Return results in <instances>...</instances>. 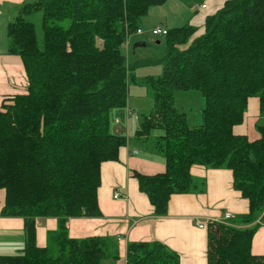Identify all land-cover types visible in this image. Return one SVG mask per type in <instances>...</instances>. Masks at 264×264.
<instances>
[{
    "label": "trees",
    "instance_id": "obj_1",
    "mask_svg": "<svg viewBox=\"0 0 264 264\" xmlns=\"http://www.w3.org/2000/svg\"><path fill=\"white\" fill-rule=\"evenodd\" d=\"M167 0H36L19 7L7 26L9 53L18 56L26 92L0 108V214L24 220L25 246L0 264H101L118 260L110 238L70 239L69 218H98L101 166L118 161L126 138L110 130L112 111L127 106L135 82L123 53L150 8ZM41 14L42 41L25 18ZM162 74L147 77L153 108L135 140L147 141L165 161L161 174H135L139 191L164 216L173 195L198 193L199 167L226 169L247 212L206 227V264H264L251 253L264 222V0H225L200 28L167 31ZM203 100L200 122L180 111L177 93ZM251 98L260 102L259 139L235 134ZM161 132L154 138L153 133ZM55 218L44 247L35 220ZM235 225L245 226L239 229ZM126 264H178L159 242L131 243Z\"/></svg>",
    "mask_w": 264,
    "mask_h": 264
},
{
    "label": "crops",
    "instance_id": "obj_2",
    "mask_svg": "<svg viewBox=\"0 0 264 264\" xmlns=\"http://www.w3.org/2000/svg\"><path fill=\"white\" fill-rule=\"evenodd\" d=\"M35 1L0 0V108L11 104L15 96L26 92L27 78L22 62L18 56L9 53L7 26L16 17L19 7ZM170 1L150 8L151 18L158 22L153 24L152 29L168 31L186 25L200 28L205 18L214 14L225 0H190L185 5L175 1L176 6L169 13L167 5ZM203 5L205 8H202ZM181 11L186 13L185 20L180 18ZM127 107L114 112L115 125L110 124L111 132L123 136L126 132L128 137H125L126 147L120 152L118 161H107L101 166V184L97 192L101 215L98 218H69L66 224L68 237L75 240L110 238L118 247V259L125 264L129 244L153 241L163 244L168 251L176 254L178 264H206L207 232L206 229H198L195 220L224 223L225 213H231L235 219L247 212V201L234 190L229 170L199 167L192 174L203 184L202 190L198 193L173 195L167 214L154 215L149 200L139 191L134 175L161 174L165 169V161L160 153L148 145L151 139L136 141L131 137L128 127L124 129L121 126L119 120L122 114L127 116V121L137 116ZM260 114L259 99L251 98L245 122L234 128L235 134L246 135L250 142L258 140L260 136L256 125ZM160 134L152 135L156 138ZM3 205L4 193L0 191V212ZM56 228L55 218H37L36 245L46 246L48 234ZM24 246V220L0 214V256L18 255ZM251 253L264 256V224L253 237ZM116 261H104L107 263L101 264H115Z\"/></svg>",
    "mask_w": 264,
    "mask_h": 264
},
{
    "label": "rangeland",
    "instance_id": "obj_3",
    "mask_svg": "<svg viewBox=\"0 0 264 264\" xmlns=\"http://www.w3.org/2000/svg\"><path fill=\"white\" fill-rule=\"evenodd\" d=\"M175 1H181V3H183L184 5L190 2V0H171L167 5V11L169 13L176 6ZM151 12L148 13V16L144 17L139 24V29L142 31V34L136 33L132 36H128L123 47V53L127 59V65L129 68L133 69L132 76L135 79V82H130L128 86L127 110L132 109L133 113H135L137 116H132L127 121V116L125 114H122V117L119 121L124 129L125 127H128L131 137L133 138L135 137L137 128H139V121L142 122L143 117L148 115L153 108L151 93L146 86L141 85V81L146 79L147 77L158 78L161 76L162 64L159 63V60L163 57L166 50L165 37L152 36V31L154 30L152 29V26L153 24L158 22H155L151 18L153 17ZM184 17H186V13L184 11H181L180 18L185 20ZM25 20L35 25L37 38L39 43H41V14H31L27 16ZM157 42H159V44H157ZM137 43H144L145 46L133 49L134 45H136ZM127 45L128 47L126 48ZM175 100L176 106L180 111L186 112L190 116V118L193 117L197 122H200V112L203 108V100L197 93L179 92L175 95ZM114 112L116 111H112L110 114V124L113 125H115V117L113 119ZM154 134L158 135L160 133L157 131ZM124 136L128 137L126 132H124ZM226 223H228L227 225L231 224L230 221ZM235 227L244 229L245 226L235 225ZM115 264L125 263L123 260L118 259Z\"/></svg>",
    "mask_w": 264,
    "mask_h": 264
},
{
    "label": "built area",
    "instance_id": "obj_4",
    "mask_svg": "<svg viewBox=\"0 0 264 264\" xmlns=\"http://www.w3.org/2000/svg\"><path fill=\"white\" fill-rule=\"evenodd\" d=\"M202 8H205V6L203 5ZM137 34H142V31L139 29L137 31ZM166 34H167V30L162 29V28H157L152 31V36H163L164 37L166 36ZM133 154H137V152H134ZM223 218H224V224H225L226 222L231 221L233 219V215L231 213H225ZM211 223H214V222H211ZM208 224L209 223L203 222L201 220H195V225L200 230H205ZM263 224L264 222L261 223V225Z\"/></svg>",
    "mask_w": 264,
    "mask_h": 264
},
{
    "label": "water",
    "instance_id": "obj_5",
    "mask_svg": "<svg viewBox=\"0 0 264 264\" xmlns=\"http://www.w3.org/2000/svg\"><path fill=\"white\" fill-rule=\"evenodd\" d=\"M159 42H157L158 44ZM145 44L144 43H137L136 45H134L133 49L137 48V47H144Z\"/></svg>",
    "mask_w": 264,
    "mask_h": 264
}]
</instances>
